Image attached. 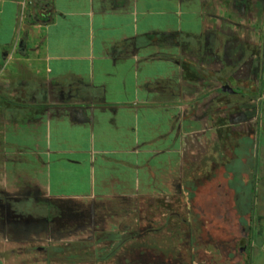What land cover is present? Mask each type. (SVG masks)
I'll return each mask as SVG.
<instances>
[{
    "label": "crops",
    "instance_id": "crops-1",
    "mask_svg": "<svg viewBox=\"0 0 264 264\" xmlns=\"http://www.w3.org/2000/svg\"><path fill=\"white\" fill-rule=\"evenodd\" d=\"M235 44L256 50L248 110L219 91ZM203 161L264 264V0H0V219L26 201L125 220ZM18 228L2 220L0 242ZM22 252L0 245V264Z\"/></svg>",
    "mask_w": 264,
    "mask_h": 264
},
{
    "label": "rangeland",
    "instance_id": "rangeland-1",
    "mask_svg": "<svg viewBox=\"0 0 264 264\" xmlns=\"http://www.w3.org/2000/svg\"><path fill=\"white\" fill-rule=\"evenodd\" d=\"M233 48H235L234 50L236 51H234L232 58L234 61L233 69L231 72L233 74V77L231 79H227L226 82L228 85L234 88H240L242 89V91L247 92L248 86L241 84L239 80L242 76H248L251 74L248 73L245 69V64L247 63L246 59H248L249 57L248 53L256 54V50L254 46H243V44H235ZM240 51L244 52L243 57H245V59L238 60L237 54ZM252 65L253 67H255L257 65V61L252 60ZM219 67L223 68L224 66L220 63L218 68ZM252 80L256 81L257 79L255 76H252L251 81ZM244 81L248 82L249 78H245ZM249 83L250 86L253 85L252 82ZM242 94L229 95V97L235 101H238L241 109H252L253 106L251 105V103L248 104L246 102L250 101L251 96L249 94H243V100V98H241L243 96ZM209 169L210 167L208 163L206 161H203L200 167L194 169L195 176H198L199 174L204 175L209 172ZM231 185L237 190L238 195L242 193V195H245L244 197L247 198V201L251 202L249 189L244 184H242L240 179L235 178ZM201 189L200 191H203ZM180 190L181 188L177 189L170 187L166 189V195H163L162 198H154L153 203L137 204L135 212L131 213L129 218L125 220L108 218L107 216L110 214H106V218H103L104 214L97 211V209L94 210L93 219L80 218V216L78 217V215L75 214L73 215L74 218L70 220H63L57 217H55L54 219L52 218V228L50 229L53 230L52 233H54L53 241L61 242L81 240L90 243L96 233L111 232L115 229L119 230L123 228L122 225L131 226L133 229H141L149 225L153 229H157L159 227H163V229L158 235L150 234L149 236H146L142 239L130 241L127 245V248H147L155 250V252H157L158 254H160L161 252L167 256L165 260L169 264H177L179 262L184 264H209L208 262H211L212 264H238L237 261L241 259V256L238 255L237 249L240 246H243L247 250L245 253L243 252L242 257L245 259L246 264H249L250 253L248 249V240L246 242L239 240L238 237L233 234L231 235L230 232L225 233L224 231H221L220 227L218 225H214V223L212 222L207 225L213 228L211 229V231L202 229V227H200V233H197L194 230V241L188 239L186 226L180 224V222L172 221L169 224V226L173 230L172 232L164 228L163 223H165V217L167 213H176L180 217V219L191 223L190 225L192 229H195V225H192V223L194 222L193 220L198 219V212H196L195 207H197L199 212L203 214V211L199 208V205H195L192 201H188L187 192ZM202 196L204 197V195ZM235 205L236 204L234 202H231V207L233 209ZM75 206H78L79 209L80 206H82V209L86 211L84 205ZM67 208L68 207H63V210L61 208H57V212H63L67 214ZM57 216H59V214ZM18 229L25 234L24 236L19 237L21 239L6 241L3 240V242H0V245H2V247H8L9 249L17 247H19V249H22L23 252L20 253V257L18 258L19 261L15 262V264H32L29 261L28 257H30L32 254L34 255L35 253H24L25 249L28 250L33 249L37 246L46 245L48 241L45 236L41 239L38 237L39 235H41V229L37 226L25 224L21 225ZM214 231H216V233ZM115 248L116 246L114 245L113 247L110 246L108 248H104L102 251L103 258H107V255L110 254L109 251ZM224 254L226 255L227 261L225 260ZM109 260L110 261L108 262L100 264L117 263L116 257H112ZM87 264L96 263L93 259H90L88 260Z\"/></svg>",
    "mask_w": 264,
    "mask_h": 264
},
{
    "label": "trees",
    "instance_id": "trees-1",
    "mask_svg": "<svg viewBox=\"0 0 264 264\" xmlns=\"http://www.w3.org/2000/svg\"><path fill=\"white\" fill-rule=\"evenodd\" d=\"M220 44H218V49ZM244 52L240 51L237 56L238 60L245 59L243 57ZM246 55V54H245ZM230 58V55H226ZM247 63L245 64V69L248 73H252V54L248 53ZM224 57L218 56V59L224 61ZM228 63L233 66V59H228ZM239 80V79H238ZM222 85V84H221ZM253 85H248V94L251 93ZM241 94L242 89L236 88ZM212 178L210 172L206 174H201L195 176L194 167L188 163L184 167V180L182 184L178 187L181 188L180 191L187 192L188 201H192L194 192L200 188L205 182L209 181ZM5 208V216L7 219H0V222H7L9 224H14L17 226L29 224L37 226L41 229V232L52 228L51 220L52 217L56 214V209L48 203H29L26 201H11L3 205ZM194 219L192 225H195V229H192L191 223L180 219L176 213H167L165 217V223H163L164 228L172 232L173 230L169 224L174 222H180L186 226V231L188 239L194 241L195 236L193 235L194 230L196 231L197 225L195 224ZM122 229H114L111 232H100L96 233L90 243L85 241H61L54 242L53 236L50 234H42L38 237L41 239L44 236L46 237L48 243L46 245L37 246L31 250H25L24 252H33L34 257L32 258L33 264L38 262L42 264H87L88 260L93 259L96 264L105 263L110 261L112 257H116V264H149L151 261L153 264H169L166 262V255L160 252L158 254L153 249H139V248H127V245L132 240L142 239L150 234L158 235L163 227L153 229L151 226L143 227L141 229H133L131 226L122 225ZM177 227V225H176ZM116 244V245H115ZM116 246L115 249H112L110 254L107 255V258H103V249L108 247ZM118 245V246H117ZM32 262V261H31Z\"/></svg>",
    "mask_w": 264,
    "mask_h": 264
},
{
    "label": "flooded vegetation",
    "instance_id": "flooded-vegetation-1",
    "mask_svg": "<svg viewBox=\"0 0 264 264\" xmlns=\"http://www.w3.org/2000/svg\"><path fill=\"white\" fill-rule=\"evenodd\" d=\"M221 52L222 57L228 55L225 48H223ZM224 84L227 83H223L222 85ZM234 89L237 91L235 94H239L238 90L236 88ZM215 176L216 175L214 174L209 181L205 182L194 192L192 202L195 205H199V208L203 211V214H201L198 208L195 207L196 212H198V219L195 220V224L197 225L196 232L200 233V227L211 231L213 228L207 225L212 222L214 225H218L221 231H224L225 233L230 232L231 235L233 234L238 237L239 240L246 242L250 239V221L244 214H241L238 210H236V205L234 207V211L231 207L232 200L229 189L226 187L224 182L219 180L221 177L220 175L216 176V179L218 180H214ZM200 189L203 191H200ZM202 195H204V197ZM214 232L216 233V231ZM246 250L247 249L243 246H240L237 249L238 255L241 256V259L237 261L238 264H246L245 259L242 257L243 252L245 253ZM224 257L227 261L225 254ZM208 263L212 264L211 262ZM149 264H153V262L151 261ZM177 264L184 263L179 262Z\"/></svg>",
    "mask_w": 264,
    "mask_h": 264
},
{
    "label": "water",
    "instance_id": "water-1",
    "mask_svg": "<svg viewBox=\"0 0 264 264\" xmlns=\"http://www.w3.org/2000/svg\"><path fill=\"white\" fill-rule=\"evenodd\" d=\"M219 91L225 94H235L237 91L228 84H224L220 87Z\"/></svg>",
    "mask_w": 264,
    "mask_h": 264
}]
</instances>
